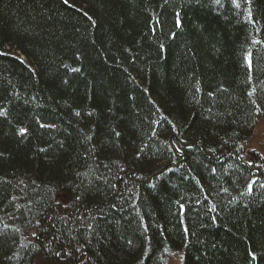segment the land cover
<instances>
[{"label": "trees", "instance_id": "1", "mask_svg": "<svg viewBox=\"0 0 264 264\" xmlns=\"http://www.w3.org/2000/svg\"><path fill=\"white\" fill-rule=\"evenodd\" d=\"M239 2L0 0V264H264L238 156L264 0Z\"/></svg>", "mask_w": 264, "mask_h": 264}, {"label": "snow or ice", "instance_id": "2", "mask_svg": "<svg viewBox=\"0 0 264 264\" xmlns=\"http://www.w3.org/2000/svg\"><path fill=\"white\" fill-rule=\"evenodd\" d=\"M166 2H167V0H166ZM220 2H221V0H216V3H217V4H219ZM63 3H64L65 5H68V4H69V0H63ZM232 3H233L236 7H240V2H239V0H232ZM84 15L87 16V13L85 12ZM249 18H251V12H249ZM89 19H91V18L89 17ZM176 26H177V27H181V21H180V19H179V13H177ZM173 35H175V34H173ZM254 43H259V41H254ZM161 47H163V45H161ZM250 56H251V53H249L248 56L245 57V59L248 61V66H249V68L251 69V67H252V62H251ZM71 70H72L73 72H78V71H80L79 68H73V69H71ZM211 95H213V93H209V96H211ZM249 95H252V93L250 92ZM253 103H255V101H253ZM260 111H264V109H260V107L257 106V114H259ZM4 115H5V111H4L2 108H0V116H4ZM77 115H79V113H77ZM48 126H49V125H44V124H41V125H40V127H48ZM27 132H28V129H27V128H20V129H19V134H20L21 136L25 135ZM117 135H118V133H117ZM40 151L43 152V151H46V150H45V149H40ZM0 155H3V154L0 153ZM254 183H255V181L249 183V185H248V191H249V192L252 191V186H253ZM14 199H15V198H14ZM76 199L79 200L80 197L77 196ZM29 223H31V221H29ZM39 224H40V222H39V221H36V225L39 226ZM5 227H7V225H6ZM17 231H19V229H17ZM31 235H32V237H36V236H37V232H32ZM29 243H31V241H29ZM129 243H131V242L129 241ZM79 250H80L79 248H75V249H70V250H68V251H66V252H60V251H57V252H55V255H56L57 257H61V256L71 257V256L73 255V251H79ZM248 256H250V257H251V260H253V261H255V260L257 259L256 254H255L251 249H249V251H248Z\"/></svg>", "mask_w": 264, "mask_h": 264}, {"label": "rangeland", "instance_id": "3", "mask_svg": "<svg viewBox=\"0 0 264 264\" xmlns=\"http://www.w3.org/2000/svg\"><path fill=\"white\" fill-rule=\"evenodd\" d=\"M256 121L252 129L251 138L245 143V150L253 151L258 156H261L264 165V115ZM167 264H181L179 255H170L167 259Z\"/></svg>", "mask_w": 264, "mask_h": 264}, {"label": "bare ground", "instance_id": "4", "mask_svg": "<svg viewBox=\"0 0 264 264\" xmlns=\"http://www.w3.org/2000/svg\"><path fill=\"white\" fill-rule=\"evenodd\" d=\"M262 108L264 109V107H262ZM262 115H264V111H260L259 112L257 119H259ZM251 135L243 144H241L238 147V152H239L238 156H241L242 160L244 162H246V163L247 162H251L252 164L255 163V165H252L253 166L252 172H253V170H255L256 173H257V177H259L262 181H264V174H262V173H264V165H263V162H262V157L258 156L253 151L245 150V148H246V146H245L246 144L245 143L251 138ZM168 257H167V259H168Z\"/></svg>", "mask_w": 264, "mask_h": 264}]
</instances>
